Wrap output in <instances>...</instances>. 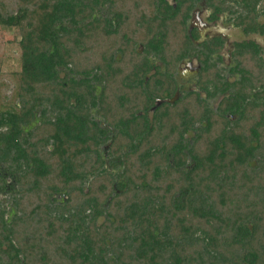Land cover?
I'll return each instance as SVG.
<instances>
[{
    "label": "trees",
    "instance_id": "1",
    "mask_svg": "<svg viewBox=\"0 0 264 264\" xmlns=\"http://www.w3.org/2000/svg\"><path fill=\"white\" fill-rule=\"evenodd\" d=\"M198 1L0 0V264H264L263 49L236 43L226 78ZM261 1L205 0L246 35ZM188 57L197 90L157 107Z\"/></svg>",
    "mask_w": 264,
    "mask_h": 264
},
{
    "label": "flooded vegetation",
    "instance_id": "2",
    "mask_svg": "<svg viewBox=\"0 0 264 264\" xmlns=\"http://www.w3.org/2000/svg\"><path fill=\"white\" fill-rule=\"evenodd\" d=\"M206 2L205 0H199L194 8V10L191 13V17L189 20V30H191V33L193 31H197L199 38L198 40L194 41L195 47L202 50V44L206 41H211L215 38H221L224 40V48L222 52L220 53V56L223 59V66L226 69V78L229 79V70L232 68V61H233V52H234V43L231 40V37L227 34L229 32V27H225L227 32L219 33L217 35H211L207 33V29L209 26H214L217 22L215 20H211V16L208 17V20L202 17V7H205ZM221 15H218L217 18H219ZM227 61V62H226ZM159 65V64H157ZM234 65V61H233ZM161 68L164 70V67L161 66ZM201 69V65L198 62L197 58H186L182 60L180 65L177 68L176 71V81L178 84V90L177 92L183 94L184 92H191L197 90V77L199 75ZM215 102V101H214ZM213 102V103H214Z\"/></svg>",
    "mask_w": 264,
    "mask_h": 264
},
{
    "label": "rangeland",
    "instance_id": "3",
    "mask_svg": "<svg viewBox=\"0 0 264 264\" xmlns=\"http://www.w3.org/2000/svg\"><path fill=\"white\" fill-rule=\"evenodd\" d=\"M13 34L12 30H7V32L0 30V84L4 85L1 93L6 97L5 100L12 95L14 90V79H12L11 73L20 71L19 48L14 42H6L14 39ZM261 42L264 47V39L261 38ZM7 181L8 185H11V180L8 179ZM2 196L9 197V194L6 191Z\"/></svg>",
    "mask_w": 264,
    "mask_h": 264
},
{
    "label": "crops",
    "instance_id": "4",
    "mask_svg": "<svg viewBox=\"0 0 264 264\" xmlns=\"http://www.w3.org/2000/svg\"><path fill=\"white\" fill-rule=\"evenodd\" d=\"M260 7H264V0L261 1V6ZM214 12V10L208 8L207 4L205 5V7H202V17L205 18L206 20H208V17H210V15H212ZM216 23H215V27L214 26H209V28L207 29V33L211 35H217L219 33H223V32H227L225 27H229V32H227V34L231 37L232 42L234 43V45L236 43H242V42H255L258 45L261 46V48L263 49V58H264V47L263 44L261 42V38L264 39V34H250V35H246L242 30H240L238 27H236L235 25V18L230 15L229 12H226L224 14H221V16L219 18L216 19ZM259 22L261 24H264V16L261 15L259 18ZM234 51H235V47H234ZM234 53V52H233ZM227 62V61H226ZM231 65L233 66V61L231 63ZM223 68L225 66H223V63L221 65ZM225 72L226 69L224 68ZM226 74V73H224ZM230 80L233 81L234 78H232V76H229ZM221 98H219L216 102H214V105H216L217 102L220 101Z\"/></svg>",
    "mask_w": 264,
    "mask_h": 264
},
{
    "label": "water",
    "instance_id": "5",
    "mask_svg": "<svg viewBox=\"0 0 264 264\" xmlns=\"http://www.w3.org/2000/svg\"><path fill=\"white\" fill-rule=\"evenodd\" d=\"M191 19H192V17H191ZM189 34H191V30H189ZM179 96H180V93L177 92L175 97L171 100H158L157 101V107L160 106L162 103H165V102L174 103L176 100H178Z\"/></svg>",
    "mask_w": 264,
    "mask_h": 264
}]
</instances>
